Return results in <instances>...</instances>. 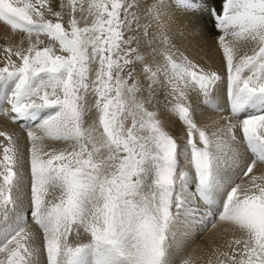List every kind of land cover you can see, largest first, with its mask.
Masks as SVG:
<instances>
[{
  "label": "snow or ice",
  "instance_id": "6c2138e0",
  "mask_svg": "<svg viewBox=\"0 0 264 264\" xmlns=\"http://www.w3.org/2000/svg\"><path fill=\"white\" fill-rule=\"evenodd\" d=\"M58 7L0 0V22L23 34L4 48L0 116L29 142L25 160L0 131V264H43L41 239L46 264H196L181 259L191 230L217 220L233 238L208 264H264V0ZM206 30L226 75L196 59ZM200 104L229 115L202 126Z\"/></svg>",
  "mask_w": 264,
  "mask_h": 264
},
{
  "label": "bare ground",
  "instance_id": "6f19581e",
  "mask_svg": "<svg viewBox=\"0 0 264 264\" xmlns=\"http://www.w3.org/2000/svg\"><path fill=\"white\" fill-rule=\"evenodd\" d=\"M53 7L55 8V10L59 11L58 6H53ZM210 27L211 25H209V28ZM217 35L218 33L207 31V30L205 31L203 39L200 42V46L196 50L197 52L196 59L198 60V62L201 63L202 66L206 68L207 66H212L210 69L215 70L217 68L218 71L221 72L225 69V64L223 60L222 50L218 46H216L217 45ZM22 37H23L22 33L13 34L11 29L7 25H5L3 22H0V67H2L5 62L6 53L4 52V48L8 45L18 46L20 39ZM41 39H43L45 42L44 45H41V47H44L47 43L46 37L42 36ZM24 46L25 47L27 46V40H25ZM238 51L240 53L248 52V54H251L250 45L242 42L238 46ZM13 59H15V57H13ZM217 115L221 116L220 114H217ZM223 115H225L223 117H227L229 114L225 110L223 112ZM219 116H215V117L218 118ZM173 117L171 118L173 121H175ZM215 117H210L209 119L216 121ZM171 125H172V122L170 121L167 124V127H169L167 130L174 136L185 134L184 131L182 130L181 125H174L173 127H171ZM0 131H6L9 134L13 135L14 139H16L17 142L21 139L26 138L27 136V133L25 132V129L23 127V122L19 124L14 123L13 121L9 120L5 116H0ZM4 142H5L4 138L0 137V143H4ZM259 167L263 169L264 166H261L258 164L257 169H254V171L258 173ZM258 174H261V173H258ZM228 227L229 226H227L223 222H220L219 220H217L215 227H212V226L207 227V230L204 231V233L207 232L206 235L204 236L201 242L196 244V246H195V243L198 241L194 239H189V238H192L191 233H190L191 237L189 236L186 246L190 247L192 244L194 245V249L190 250L188 253H189V256H191L195 260L196 264H208L209 260H215L217 257L216 255H214V253H216V250L214 249V247L219 248L221 252L229 251L225 241L229 239L227 236L231 235L232 233L230 230H226L228 229Z\"/></svg>",
  "mask_w": 264,
  "mask_h": 264
},
{
  "label": "rangeland",
  "instance_id": "374dc122",
  "mask_svg": "<svg viewBox=\"0 0 264 264\" xmlns=\"http://www.w3.org/2000/svg\"><path fill=\"white\" fill-rule=\"evenodd\" d=\"M51 2H52V4H53V6H58L57 4H59V0H51ZM65 2H66V0H65ZM60 10V9H59ZM64 11L65 12H67V9H64ZM79 13H77V16L79 17ZM48 18H50V19H55V18H53V17H51V16H49ZM68 19H69V17L67 16V15H65V17H64V22H65V26L67 27V21H68ZM46 45L48 44V43H50V41L46 38ZM216 46H218V44L216 45ZM57 48H58V46H57ZM59 54V53H58ZM212 66H207V68L206 69H210ZM212 70V69H211ZM214 71H217L219 74H221L222 76L223 75H226V72H225V69L223 70V71H221V72H219L218 71V69L216 68ZM223 92H225L226 93V88H223ZM220 97H221V103H223V101L225 100V98L223 97L222 98V87H221V92H220ZM160 100H161V104L159 105V107L161 108V110L162 111H165V110H163V97H158ZM193 98V104H194V106H197L196 105V97L194 96V97H192ZM172 98L171 97H168V100L170 101ZM169 107H170V105H169ZM199 111L200 112H198L197 114H196V119H197V123L198 124H200V125H204L205 123H207V124H211V122L213 121V120H211V119H209V112H208V110L207 109H205L204 107H203V105L202 104H200L199 105ZM205 113V114H204ZM222 117L223 116H225V115H223V113H219ZM204 115V116H203ZM173 116H175V115H173V114H171L170 112H166L165 111V114L163 115V119H164V122H165V127H166V129H168L169 127H167V124L171 121L172 122V125H171V127H173L174 125H181V127H182V130H183V125H182V123L179 121V119H178V117H173ZM215 116H219V115H217V114H211V117H215ZM221 116H219L218 118L217 117H215L216 118V121H219V120H221ZM171 117H173L174 119H175V121H173L172 120V118ZM91 121V117L89 118V121L88 122H90ZM177 122V123H176ZM214 130V128L213 127H209L208 128V131H209V133H211L212 131ZM26 132V131H25ZM17 141V140H16ZM21 141H23V142H21ZM181 143H183V141L181 140L180 141ZM4 143H6V141L4 142ZM18 147L21 149V151L24 153V155H25V160H27V152H28V147H29V142H28V139H27V136H26V138H24V139H21V140H19L18 142ZM48 143V145H49V147L51 148V147H56V148H59V147H61V145H59L58 143H55V142H51V141H49V142H47ZM259 169V171H258V173H262V170H264V167H263V169L261 168V167H259L258 168ZM25 173L26 174H29L30 173V167H29V165L27 164V163H25ZM257 172H253V174H257V175H259ZM211 226V225H210ZM32 230L33 231H36L37 229H36V226L35 225H32ZM207 230V229H206ZM207 233V232H206ZM206 233H201V230L198 228V227H193V229L191 230V236H192V238H189V239H194V240H197L198 242H196L195 243V246H196V244H198L199 242H201L202 241V239L204 238V236L206 235ZM238 235V234H237ZM190 236V237H191ZM229 239L228 240H230V239H232L233 238V236H232V234L231 235H228L227 236ZM74 243H78V242H87V237H82L81 238V240L80 241H73ZM193 245V244H192ZM186 246L183 250H182V253H181V259H183V258H186V257H188L189 256V251L190 250H193L194 249V245L193 246ZM201 246H203V245H201ZM40 247H41V256H40V259H41V261L43 262V264H46V253L43 251V242H42V239H41V241H40ZM214 249L216 250L217 249V247H214ZM188 253V254H187Z\"/></svg>",
  "mask_w": 264,
  "mask_h": 264
}]
</instances>
